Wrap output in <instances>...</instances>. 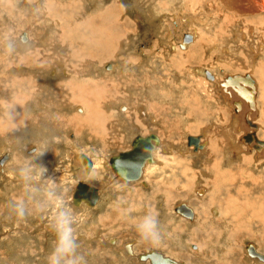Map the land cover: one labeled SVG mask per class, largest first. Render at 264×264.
I'll return each instance as SVG.
<instances>
[{"label":"rangeland","instance_id":"rangeland-1","mask_svg":"<svg viewBox=\"0 0 264 264\" xmlns=\"http://www.w3.org/2000/svg\"><path fill=\"white\" fill-rule=\"evenodd\" d=\"M221 1L0 0V159L9 154L0 163V264H47L59 210L49 186L72 210L87 264H151L136 256L148 249L187 264H259L246 245L264 253V159L236 142L249 127L233 129L237 112L217 81L224 77L212 80L198 68L254 72L263 139L264 33L255 20L264 12L254 0L243 4H254L255 13ZM186 33L196 37L180 46ZM149 132L165 141L154 150L159 162L147 165L142 180L116 176L109 156ZM229 132L234 141L225 147ZM188 135L209 145L194 151ZM83 153L95 165L82 181L99 189L98 202L85 208L72 197ZM24 168L33 169L31 180L21 176ZM199 186L207 190L199 194ZM181 201L197 211L196 220L175 212ZM149 213L164 240L157 247L135 229Z\"/></svg>","mask_w":264,"mask_h":264},{"label":"bare ground","instance_id":"bare-ground-1","mask_svg":"<svg viewBox=\"0 0 264 264\" xmlns=\"http://www.w3.org/2000/svg\"><path fill=\"white\" fill-rule=\"evenodd\" d=\"M193 2L195 1V0H192ZM255 1V5H256V7L260 10V11H262V12H264V0H254ZM200 2V1H199ZM222 3H224V4H226V6L228 5V7L229 6H231V7H234V8H237V9H246L247 10V8H248V4L247 3H244L243 4V0H222L221 1ZM202 3V2H201ZM219 2H217L216 3V6H217V4H218ZM215 4V3H214ZM247 6H246V5ZM199 5V4H198ZM209 6V5H208ZM207 6V7H208ZM241 6V7H240ZM199 8V7H198ZM249 9V8H248ZM209 10V9H208ZM207 11V10H206ZM251 12L252 13H255V10H251ZM105 14V13H104ZM110 16V15H109ZM108 16V17H109ZM112 17V16H111ZM213 18H214V16H213ZM243 18V17H242ZM254 19V18H253ZM251 20L250 21V23H253V21L254 20ZM260 19H262V20H260ZM260 19H258L259 21H261V22H258L257 20H255L256 21V26H257V24H258V27H260V30H262V32L264 33V20H263V18H260ZM246 20V19H245ZM238 21V20H237ZM245 22H247V20L245 21ZM115 24V23H114ZM234 26L236 27L237 25H235L234 24ZM237 28V27H236ZM219 29V28H218ZM232 29H234V27H232ZM248 31L250 30V32H249V34H252L253 33V29L250 27L249 29H247ZM238 31H240V30H238ZM197 32V31H196ZM242 33V36L243 37H246L247 36V34L246 33H244L243 31L241 32ZM197 34H198V32H197ZM25 35H26V33H25ZM187 35V36H186ZM241 34H238V39H240L241 38V36H240ZM198 36H199V34H198ZM194 37H196V33L195 34H191V33H186L185 34V37H184V41H182L181 43H180V46L182 45V46H187V44L189 43V42H192L193 41V38ZM242 37V38H243ZM23 38V37H22ZM27 39V35H26V38L24 37L23 38V40L25 41ZM73 39V38H72ZM74 42V41H73ZM106 44V43H105ZM20 45V44H19ZM21 45H22V43H21ZM24 45V44H23ZM107 45V44H106ZM167 45V44H166ZM25 47H26V45H25ZM27 47H29V46H27ZM26 47V48H27ZM104 47V46H103ZM108 47V46H107ZM261 47H263L262 45H261ZM32 48V47H31ZM34 48H35V46H34ZM36 49V48H35ZM80 49V48H79ZM83 49V48H82ZM34 50V49H33ZM39 50V49H38ZM261 49H257V52L259 53V51H260ZM215 51V50H214ZM223 51V50H222ZM34 52V51H33ZM80 52V51H79ZM29 53V52H28ZM40 53V52H39ZM73 53H75V52H73ZM78 53V52H77ZM209 53H211V52H209ZM236 53V52H235ZM30 54V53H29ZM260 54V53H259ZM35 55H37V54H35ZM74 55V54H73ZM35 57V56H34ZM33 57V58H34ZM73 57H75V56H73ZM192 57V56H191ZM234 57V56H233ZM23 58V57H22ZM32 58V57H31ZM33 58H32V61H33ZM36 58H38V57H36ZM83 58H85V57H83ZM40 59H43V58H40ZM22 60V59H21ZM26 60V59H25ZM29 60V59H28ZM173 60V59H172ZM185 60V59H184ZM24 61V60H23ZM31 61V62H32ZM36 61V60H35ZM39 61V60H38ZM263 61V59L261 60V62ZM27 62V61H26ZM258 62V61H257ZM21 63H22V61H21ZM260 63V62H259ZM26 64H28V63H26ZM21 65V64H20ZM23 65V64H22ZM41 65H42V62H41ZM260 65H262V64H260ZM113 66V65H112ZM260 67V66H259ZM263 67V66H262ZM114 68V67H113ZM38 69V68H37ZM86 69V68H85ZM199 69V73L200 72H202V73H205V74H203L204 76H206V77H208V78H210V79H212V80H214L217 76H220V78H222V77H224L223 79H218L217 81H218V83H219V85H220V87H221V89H222V91L224 92V96L226 97V99L228 98L229 99V101H230V103L232 104V106L234 107V109H235V111L237 112V116H236V122H235V124H234V128L233 129H235V131H237V127L238 126H235V125H240V127L242 128V127H245V122H246V124L248 125V127H249V129L247 130V129H245V128H243V133H242V135H241V132H240V134L238 135V137H237V141L236 142H238L241 146H244L245 148H246V145H244V144H242L241 143V141H243V142H245V143H247V145L249 146V148L250 149H254L253 150V154L255 155V157L257 158V159H260L261 160V158L260 157H263L262 159H264V136H263V139H261L260 137H259V129H260V127H261V125H260V123L257 121V118H256V116H257V114H258V95H259V93H260V84H259V79L257 78V76L254 74V72L253 71H248L247 73H231V74H229V73H226V74H223V75H221V74H217L216 72L215 73H213V72H211L210 70H208V69H206L205 67L204 68H198ZM203 69H206V70H203ZM255 69H257V68H255ZM19 70H21V68L19 69ZM23 70V69H22ZM21 70V71H22ZM254 70V69H253ZM255 71V70H254ZM257 71H258V69H257ZM256 71V72H257ZM72 72V71H71ZM255 72V73H256ZM80 73V72H79ZM82 73V72H81ZM80 73V74H81ZM261 73V72H260ZM263 73V72H262ZM36 74V73H35ZM71 74V73H70ZM73 74V73H72ZM201 74V73H200ZM258 74V73H257ZM34 75V74H33ZM261 75V74H260ZM31 76V75H30ZM35 76V75H34ZM73 76L75 77V75L73 74ZM72 76V77H73ZM76 76H77V74H76ZM81 76V75H80ZM226 76H232V77H236V79L234 80V84H232L231 86H229V84L227 83V82H225V77ZM259 76V75H258ZM73 77V78H74ZM262 77V76H261ZM264 77V76H263ZM78 78H79V76H78ZM238 78V79H237ZM260 78V77H259ZM22 79V78H21ZM76 79V78H75ZM81 79V78H80ZM80 79H78V80H80ZM96 79V78H95ZM98 79V78H97ZM263 79V78H262ZM20 80V79H19ZM77 80V79H76ZM102 80V79H101ZM103 80H104V78H103ZM21 81V80H20ZM58 81V80H57ZM70 81V80H69ZM73 81V80H72ZM30 82H31V80H30ZM34 82H36V81H34ZM71 82V81H70ZM74 82H75V80H74ZM77 82V81H76ZM81 82V81H80ZM111 82V81H110ZM225 82V83H224ZM263 82V81H262ZM78 83V82H77ZM92 83V82H91ZM35 84V83H34ZM60 84V83H59ZM76 84V83H75ZM49 85H50V83H49ZM49 85H47V86H49ZM71 85V84H70ZM77 85V84H76ZM87 85V84H86ZM110 85H112V83L110 84ZM115 85V84H114ZM36 86V85H35ZM46 86V87H47ZM56 86V85H55ZM65 86V85H64ZM18 87V86H17ZM117 87V86H116ZM53 88V87H52ZM59 88V87H58ZM62 89H64L63 87H61ZM262 88V87H261ZM74 89V88H73ZM79 90H78V92H81V89L80 88H78ZM83 91V90H82ZM35 92H36V90H35ZM71 93H73L72 91H71ZM108 93V92H107ZM264 93V92H263ZM102 94H104V93H102ZM73 95H74V93H73ZM72 95V96H73ZM98 95V94H97ZM32 96V95H31ZM105 96V95H104ZM104 96H103V98H104ZM235 96H236V98H235ZM20 97V96H19ZM110 97H111V95H110ZM30 98V97H29ZM72 98V97H71ZM100 97H98L97 99H99ZM84 99V98H83ZM107 99V98H106ZM228 99H227V101H228ZM100 100V99H99ZM98 100V101H99ZM102 100V99H101ZM23 101V100H22ZM86 101V100H85ZM90 101V100H89ZM69 102V101H68ZM87 102H88V100H87ZM101 102V101H100ZM44 103V102H43ZM85 103V102H84ZM244 103H245V105H244ZM73 104V103H72ZM98 104V103H97ZM247 105V106H246ZM85 106V105H84ZM87 106H89V104L87 105ZM65 107H67V105L65 106ZM98 107V106H97ZM84 108V107H83ZM88 110H90V108L88 109ZM92 110H94L95 111V109H92ZM98 111V110H97ZM96 111V112H97ZM92 112V111H91ZM95 112V113H96ZM99 112V111H98ZM260 112V111H259ZM104 112H102V114H103ZM76 114H78V113H76ZM75 114V115H76ZM97 114V113H96ZM101 114V113H100ZM101 114V115H102ZM80 115H81V113H80ZM85 115L87 116V114L85 113ZM92 115V114H91ZM90 115V116H91ZM99 115V114H98ZM98 115H96L97 117H98ZM104 115V114H103ZM84 117V116H82V117H84L85 119H87V117ZM95 116V115H94ZM105 116V115H104ZM108 116V115H107ZM11 117V116H10ZM77 117V116H76ZM82 117H81V119H82ZM92 117V116H91ZM109 117V116H108ZM18 118H20V117H18ZM93 118V117H92ZM107 118V117H106ZM76 119V118H75ZM78 119V118H77ZM80 119V120H81ZM18 120V119H17ZM90 120V119H89ZM21 121V120H20ZM82 121V120H81ZM84 121H86V120H84ZM88 122V121H87ZM86 122V123H87ZM90 122V121H89ZM88 122V123H89ZM92 122V121H91ZM107 122V121H106ZM104 123V122H103ZM103 123H102V126H103ZM90 124V123H89ZM92 124V123H91ZM107 124V123H106ZM84 125V124H83ZM100 125V124H99ZM93 127V126H92ZM247 127V128H248ZM107 127L105 126V129H106ZM240 128V129H241ZM104 131V130H103ZM107 132V131H106ZM105 132V133H106ZM155 133V132H154ZM157 136H158V141L155 143V146H154V149L152 150V155H153V161L151 162V161H147V160H145V164H144V167H143V172H142V175L141 176H139V178H136V179H130V180H127V179H124V178H122V177H120V176H118V177H120V178H122V179H124V180H126V181H138V180H142V178H143V174H144V171H145V168L147 167V165L148 164H153L154 162V164H156L157 162H159V160L155 157V154H154V150L156 149H158V147H160V146H163V145H165V141L164 140H162L161 139V137H160V135L159 134H157V133H155ZM230 132L229 133H226L225 134V138H227L226 139V143H225V147H226V145L227 144H230V143H232L234 140H232V138L230 137ZM235 135V134H234ZM233 135V136H234ZM241 135V136H240ZM195 136H198L199 138H198V141H197V144H193V143H191V144H189L188 143V146H190L191 148H194V151H199V150H203L206 146H208L209 145V143H208V141H207V139L205 140V143H204V141H203V139H201V136H199V135H195ZM221 139V138H220ZM219 139V140H220ZM202 140V141H201ZM241 140V141H240ZM232 141V142H231ZM203 142V143H202ZM235 142V143H236ZM103 144V143H102ZM197 145V146H196ZM213 145H214V143H213ZM240 145H238L239 146V148H240ZM223 147V146H222ZM224 147V148H225ZM237 147V146H236ZM235 146H231V148H232V150L233 149H235L236 148ZM214 148H215V146H214ZM230 148V147H229ZM230 148V149H231ZM34 149H36V147H31L30 149H29V151H32V150H34ZM190 149V148H189ZM215 150V149H214ZM243 150V149H242ZM242 150H241V152H242ZM247 150V149H246ZM189 151H191V149L189 150ZM206 152V151H205ZM237 152H239L240 153V150L239 151H237ZM87 155V154H86ZM82 156V154L81 155H79L78 156V158H77V165H78V167L80 168V171H78V175H79V180H84L86 177H87V175H89L91 172H92V170H93V166L95 165V162L92 160V158L90 157V156H88L89 158H90V160H91V166L88 168H86V164H85V162H84V160H83V158L81 157ZM9 157V154H7V156H6V158H2V159H0V163L1 164H4V162H5V160L7 159ZM208 160V159H207ZM259 160V161H260ZM98 163V162H97ZM102 170H104V169H102ZM100 173V172H99ZM222 177H224V175H222ZM83 183H86V182H84V181H82ZM143 183H145V181H143ZM88 186H92V185H90V184H88V183H86ZM145 185H146V183H145ZM92 187H94L95 189H96V192H95V194H93V198H89V197H81L80 199H79V201H77L75 204L76 205H78L79 207H81L82 205V207H89V206H92V205H94V204H96L97 202H98V200H99V189L96 187V186H92ZM204 187V186H203ZM203 187H198V193L199 194H202V190H203ZM205 188V187H204ZM222 188V187H221ZM224 188V187H223ZM240 188V187H239ZM227 189H229L228 187H227ZM207 189L205 188V191H206ZM222 191H223V189H222ZM194 192V191H193ZM231 195V194H230ZM197 196V195H196ZM223 199H225V198H223ZM221 204V203H220ZM189 209V210H188ZM174 210H175V212H177V214L179 215V216H185L186 218H188L191 222H193L194 220H196V215H197V211H195V209L192 207V205H190L189 204V202L188 201H181V202H179L175 207H174ZM213 211H214V213H218V210L217 209H213ZM178 217V216H177ZM182 219V218H181ZM129 242V241H128ZM131 242H134V241H131ZM254 245V248H255V250H260L259 248H258V246L257 245H255V244H253ZM125 246V245H124ZM126 247H127V249L126 250H128L131 254H133V252H132V250H131V248H132V245L130 244V243H128L127 245H126ZM193 247H195V246H193ZM134 249V248H133ZM246 250H247V253H248V255H249V257H251V258H253V259H255V260H257L256 261V263H259V264H263V262H264V260L263 259H261L259 256H257L256 254H251L250 252H249V250L246 248ZM157 251V250H156ZM163 255H165V256H169V255H167V254H165L164 252H162V251H160ZM261 252V251H260ZM137 256V255H136ZM169 257H171V258H174V257H172V256H169ZM138 258V257H137ZM175 260H177V261H181V262H184V264H187L185 261H183V260H178V259H176V258H174ZM144 260H147V261H149L148 259H144ZM251 263V262H250Z\"/></svg>","mask_w":264,"mask_h":264},{"label":"water","instance_id":"water-1","mask_svg":"<svg viewBox=\"0 0 264 264\" xmlns=\"http://www.w3.org/2000/svg\"><path fill=\"white\" fill-rule=\"evenodd\" d=\"M24 37L26 38L25 33H23V38ZM235 79L236 77L226 76L224 80L231 86L234 84ZM198 138L199 137L195 135H188V143L197 144ZM157 141L158 136L154 132H149L144 135L137 133L132 138L129 148L119 150L109 156L110 166L114 174L127 180L139 178V176L142 175L145 160L153 161L152 150ZM6 156L7 153H4L2 158H6ZM81 157L86 164V168H89L92 164L90 158L84 153ZM95 192L96 189L94 187L88 186L86 183H83L82 180H79L73 191V203L79 201L83 196L91 199ZM193 245L194 244H192V246ZM246 248L251 254H256L264 260V253L255 250L251 242L247 243ZM137 257L140 260L148 259L151 264H184V262L165 256L160 251L153 249L143 250L137 254Z\"/></svg>","mask_w":264,"mask_h":264},{"label":"clouds","instance_id":"clouds-1","mask_svg":"<svg viewBox=\"0 0 264 264\" xmlns=\"http://www.w3.org/2000/svg\"><path fill=\"white\" fill-rule=\"evenodd\" d=\"M32 171L33 169L31 168H24L21 169L20 174L25 180H31ZM36 171L42 175L46 169L41 167ZM48 196L51 200L57 202L59 210L55 213L51 222V230L55 236V240L54 246L47 256V264H87L85 257L78 254L80 245L78 244L73 226L75 217L72 214L71 208L64 207L63 198L57 196L51 186L48 188ZM15 208L17 216L24 218L26 213L23 201H17ZM135 229L140 239L153 247L160 246L164 241L158 227V219L151 213L145 215L135 225Z\"/></svg>","mask_w":264,"mask_h":264},{"label":"crops","instance_id":"crops-1","mask_svg":"<svg viewBox=\"0 0 264 264\" xmlns=\"http://www.w3.org/2000/svg\"><path fill=\"white\" fill-rule=\"evenodd\" d=\"M249 6H250V8L249 9H253V10H256V12H257V8L255 7V5L254 4H249ZM259 12V11H258ZM235 98H236V96H235ZM244 105H245V103H244ZM247 106V105H246Z\"/></svg>","mask_w":264,"mask_h":264},{"label":"flooded vegetation","instance_id":"flooded-vegetation-1","mask_svg":"<svg viewBox=\"0 0 264 264\" xmlns=\"http://www.w3.org/2000/svg\"><path fill=\"white\" fill-rule=\"evenodd\" d=\"M258 251H261V250H258ZM262 252V251H261ZM264 263V262H263Z\"/></svg>","mask_w":264,"mask_h":264}]
</instances>
